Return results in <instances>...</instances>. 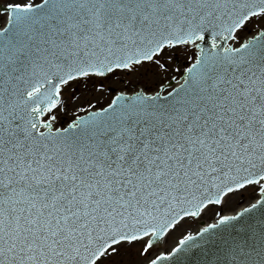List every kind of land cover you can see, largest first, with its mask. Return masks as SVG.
I'll list each match as a JSON object with an SVG mask.
<instances>
[{
    "label": "snow or ice",
    "instance_id": "6c2138e0",
    "mask_svg": "<svg viewBox=\"0 0 264 264\" xmlns=\"http://www.w3.org/2000/svg\"><path fill=\"white\" fill-rule=\"evenodd\" d=\"M195 253L264 264V0H2L0 264Z\"/></svg>",
    "mask_w": 264,
    "mask_h": 264
},
{
    "label": "rangeland",
    "instance_id": "374dc122",
    "mask_svg": "<svg viewBox=\"0 0 264 264\" xmlns=\"http://www.w3.org/2000/svg\"><path fill=\"white\" fill-rule=\"evenodd\" d=\"M0 2H2V0H0ZM239 195L246 200L248 198V191H244V192L240 193ZM192 227H195V224H193ZM183 230H191V228H189L188 225H182L181 228L177 229V231L170 238V242L175 240L176 238H178L180 235V232Z\"/></svg>",
    "mask_w": 264,
    "mask_h": 264
},
{
    "label": "water",
    "instance_id": "95a60500",
    "mask_svg": "<svg viewBox=\"0 0 264 264\" xmlns=\"http://www.w3.org/2000/svg\"><path fill=\"white\" fill-rule=\"evenodd\" d=\"M200 259L199 253H195L190 257V264H197V261Z\"/></svg>",
    "mask_w": 264,
    "mask_h": 264
}]
</instances>
